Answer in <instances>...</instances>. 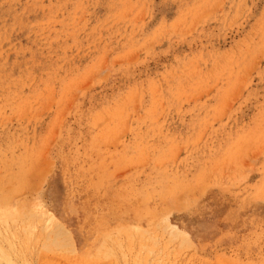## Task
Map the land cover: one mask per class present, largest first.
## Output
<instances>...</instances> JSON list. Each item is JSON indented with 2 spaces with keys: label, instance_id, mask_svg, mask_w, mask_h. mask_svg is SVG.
I'll return each instance as SVG.
<instances>
[{
  "label": "rangeland",
  "instance_id": "rangeland-1",
  "mask_svg": "<svg viewBox=\"0 0 264 264\" xmlns=\"http://www.w3.org/2000/svg\"><path fill=\"white\" fill-rule=\"evenodd\" d=\"M0 253L264 264V0H0Z\"/></svg>",
  "mask_w": 264,
  "mask_h": 264
},
{
  "label": "bare ground",
  "instance_id": "bare-ground-1",
  "mask_svg": "<svg viewBox=\"0 0 264 264\" xmlns=\"http://www.w3.org/2000/svg\"><path fill=\"white\" fill-rule=\"evenodd\" d=\"M38 216H40V215H38ZM56 226H57V228L60 227V226L57 225V224H56L54 227H56ZM61 227H62V226H61ZM61 227H60V230H62ZM47 228H48V227H47ZM62 228H63V227H62ZM63 230H64V229H63ZM63 230H62V232H64ZM64 235H65V232H64ZM68 239H69V238H68ZM1 254H2V253H0V255H1ZM1 257H3V256H1Z\"/></svg>",
  "mask_w": 264,
  "mask_h": 264
}]
</instances>
